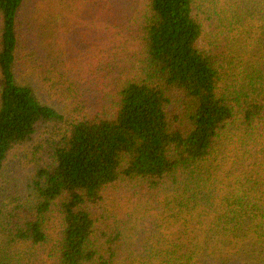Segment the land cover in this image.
<instances>
[{"label": "trees", "instance_id": "1", "mask_svg": "<svg viewBox=\"0 0 264 264\" xmlns=\"http://www.w3.org/2000/svg\"><path fill=\"white\" fill-rule=\"evenodd\" d=\"M0 264H264V0H0Z\"/></svg>", "mask_w": 264, "mask_h": 264}, {"label": "rangeland", "instance_id": "2", "mask_svg": "<svg viewBox=\"0 0 264 264\" xmlns=\"http://www.w3.org/2000/svg\"><path fill=\"white\" fill-rule=\"evenodd\" d=\"M83 16V15H82ZM44 45V44H43ZM35 90H36V88H35ZM44 93H42V95H43ZM46 97V96H45ZM48 104H52V106H57V102H48Z\"/></svg>", "mask_w": 264, "mask_h": 264}]
</instances>
